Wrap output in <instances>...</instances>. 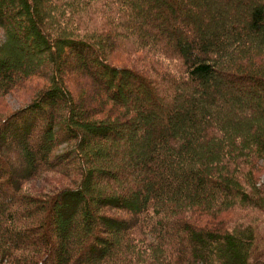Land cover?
<instances>
[{
  "label": "trees",
  "instance_id": "obj_1",
  "mask_svg": "<svg viewBox=\"0 0 264 264\" xmlns=\"http://www.w3.org/2000/svg\"><path fill=\"white\" fill-rule=\"evenodd\" d=\"M248 1L258 3L233 2L230 33L223 20L196 56L145 38L138 0H0V264H264V0ZM94 12L102 23H83ZM124 30L128 49L171 58L169 82L111 60ZM37 75L47 87L6 112L2 99ZM216 75L228 95L211 86ZM169 103L179 118L156 135ZM47 172L75 185L34 195L28 181ZM237 206L250 223L187 216Z\"/></svg>",
  "mask_w": 264,
  "mask_h": 264
},
{
  "label": "rangeland",
  "instance_id": "obj_2",
  "mask_svg": "<svg viewBox=\"0 0 264 264\" xmlns=\"http://www.w3.org/2000/svg\"><path fill=\"white\" fill-rule=\"evenodd\" d=\"M169 1L171 2L168 1L166 2L163 0H140V1L138 0L140 4L139 7H142L143 5L142 16L139 22V27H141L142 29H146V31L149 30V32H146L148 34L144 35L145 38L150 39L151 37H154V39H157L159 43L168 44V45L163 44V46L170 45V47L174 49H178V47L184 48L185 46H191L194 49L193 50L194 55L202 56L203 51L201 50V48L203 44L202 42L203 39L205 40L209 39V41L210 40L214 41L216 40L215 36L218 34L217 32H219L221 29L224 30L225 25L227 27V25L229 26L236 23L235 20L231 17L237 14L236 11L235 12L233 11V6H234L233 2H235V0H231L232 3H230L227 0H177V2L173 0H169ZM247 2H248V6L258 3L257 1H248V0ZM42 7L44 8V10L48 9L47 6H42ZM62 9L67 10L64 6L62 7ZM50 12L54 13L53 10ZM163 12L165 16L160 15ZM212 18H214L215 20H213ZM51 19L52 16L48 18L49 26L50 25L52 26ZM223 20L226 23L224 26H221L222 25L221 22ZM241 20H239V22H241ZM54 21H55L54 29H59L60 27H58L59 24L58 21L56 20ZM82 21L83 23L90 24L91 27L98 26L102 23L101 15L98 12H94L90 14L88 18L84 19L83 17ZM154 23L160 24L162 27H164L163 30L156 29ZM242 23L243 22H241V24ZM230 31L231 28L227 27L224 33H230ZM53 32L55 33L54 30ZM122 33L126 35L125 30ZM142 33L144 34V31H142ZM128 38L129 36L127 35L124 36L121 34V45L118 44L117 47L118 50L113 49V57H111V60L113 62L123 66L135 68L138 71L144 73H148L154 82H159V83L160 82L167 83L168 81L167 77L177 72V69L174 68L171 58H170V63H168V59H160L159 56L156 55L155 53L151 54L150 52H148L147 54L140 49L138 50L128 49L130 45V42L127 40ZM4 39H5V30L2 28V26H0V42L3 41ZM113 39H114L113 41L116 42L117 38H113ZM23 50L26 56H22V57L24 59H28L26 61L33 62L38 57V55H34V49L29 45L27 46L24 44ZM176 57H178V55L174 54L172 59ZM187 57L188 60H190L188 55ZM26 61H22V64H26ZM167 64H170L168 70H167ZM181 76L183 77L184 74H181ZM209 82L212 87H214L216 83L219 84L223 95L229 94L228 93L229 90L226 88L228 87L229 83L228 81H226L225 78L216 75V76H212V80H210ZM69 83L72 89L74 90V92L76 94H79L80 84L76 82L74 78L69 80ZM47 85H48V79L46 77L44 76L42 77L40 75L32 76L30 79L24 82L19 88L11 91L2 99V103L5 105V108L7 109L6 112H9L14 109H18L19 107L28 104L32 100V98L37 93L41 92L43 88L47 87ZM166 87L167 86H164L163 89L158 90L157 93L160 94V97L161 95L162 97H165V95L167 96L170 95L171 89ZM85 88L91 90V85L85 83ZM92 92H88V94H91ZM252 103H254L255 105H260L261 102L255 101ZM167 109L172 110L173 114L168 115L167 113H164L156 117L158 123L157 128L159 131L158 133H156V135L165 131L169 127L172 128L171 125L173 126V123L179 118L178 112L180 109L177 103L175 105L173 103H169L167 105ZM143 111L148 112L149 110H146V108L143 107L142 113ZM149 120H153V118ZM154 136L155 135L153 134L152 137ZM150 141H151V137L148 136L144 140V145L148 144ZM67 146L68 145L64 143L59 146V149L64 151L67 149ZM106 157L108 159H112L113 156L108 152L106 154ZM72 177L75 176L72 175ZM72 177H68L64 174H60L57 172H49V173L47 172L45 174L42 173L41 175H39L38 178L29 180L27 186L31 188L30 191H32L34 195L38 196L37 194H40L41 196H44L49 190L52 191L54 189H57L58 187L61 188L67 186H74L75 181L73 180ZM172 179L174 182L178 180V179L174 180V178L171 177V180ZM258 182L261 186L264 184V172L259 176ZM39 185L40 187L38 188V190H40L41 192L37 193L36 190L34 189H37ZM195 185L199 189L202 188L201 187L202 183L200 180L196 182ZM241 209H243V207L237 206L235 208L228 209L226 212H222L216 215H209L203 213L202 210L193 207V209L190 211H197V212H194L193 214L187 216L206 226H210V227L220 226V227L233 228L234 227L233 223L236 221L241 220L240 222H246V223H250L251 221V217L246 218L247 215L245 214V211Z\"/></svg>",
  "mask_w": 264,
  "mask_h": 264
}]
</instances>
